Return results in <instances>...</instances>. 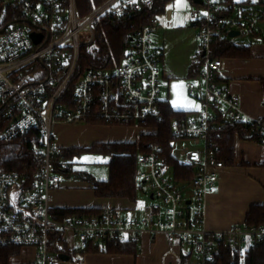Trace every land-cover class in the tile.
Masks as SVG:
<instances>
[{"label":"built area","instance_id":"obj_1","mask_svg":"<svg viewBox=\"0 0 264 264\" xmlns=\"http://www.w3.org/2000/svg\"><path fill=\"white\" fill-rule=\"evenodd\" d=\"M154 6L155 0H106L81 15L77 0H0V140L32 129L39 136L33 172L0 171V247H30L35 250L31 264H58L63 252L55 245L70 244V235L84 245L107 249L138 243L143 233L155 237L162 232L172 246L189 248L183 264H225L224 250L242 253L250 243H264V225L225 230L206 226V198L224 167L218 159L220 130L238 123L250 130L252 140L264 141V119L243 111L240 95L223 86L221 62L212 54L213 42L240 23L228 17L222 0H203L191 10L199 46L186 86L200 107L170 120L174 149L180 140L196 146H179L185 157L181 161L194 168L191 180L178 181L163 163L162 145L150 142L137 164L140 181L161 201L156 212L133 219L111 206L63 219L53 215L54 191L74 178L69 173L73 159L55 138L58 123L101 120L154 130L152 123L165 120L163 74L154 41L160 27L157 15L134 29L117 67L79 70L81 50L95 43L103 19ZM7 12L10 20H5ZM33 32L41 35L39 42ZM56 236L58 243L53 242Z\"/></svg>","mask_w":264,"mask_h":264},{"label":"crops","instance_id":"obj_2","mask_svg":"<svg viewBox=\"0 0 264 264\" xmlns=\"http://www.w3.org/2000/svg\"><path fill=\"white\" fill-rule=\"evenodd\" d=\"M222 1L228 17L237 19L238 22L246 18L244 8L257 2ZM196 4L194 0H180L179 3L178 0H167L156 13L160 19V27L154 34L155 51L163 74V92L165 89L167 91L162 97L163 101L179 111L195 112L200 107L199 100L186 86V82L193 76L191 72L195 67L194 58L199 46L197 30L191 20V10ZM236 9L240 13L237 16ZM261 19H264L262 14L259 15V23L264 22ZM220 39L238 48L236 55L218 57L223 86L227 91L240 95L241 108L247 115L264 119V28L256 27V22L252 20V24L248 28L244 27L240 36L232 38L225 35ZM90 122L81 125L58 123L55 138L59 146L79 151L84 147L90 148L95 143H134L147 133L139 126ZM139 182L140 188H144L140 179ZM83 186H87L93 195L81 197L78 192H81ZM151 198L154 199L152 196ZM53 203L56 209H101L112 206L133 219L149 216L157 211L158 206H145L142 211L140 204L129 197L97 196L89 181L75 180V176L71 181H64L54 191ZM261 203H264V141L236 136L234 161L230 165H224L219 182L206 198V226L210 230H225L233 225H244L250 207ZM128 213H138V216H130ZM82 244L70 235V244L67 246L71 252L67 254L71 259L61 260L58 264H183L187 252L183 246H172L162 232L155 237L143 233L136 253L109 252L97 244H91V249L86 250ZM96 247L99 250H93ZM18 248V253L10 257L9 264H31L35 250L30 247Z\"/></svg>","mask_w":264,"mask_h":264},{"label":"trees","instance_id":"obj_3","mask_svg":"<svg viewBox=\"0 0 264 264\" xmlns=\"http://www.w3.org/2000/svg\"><path fill=\"white\" fill-rule=\"evenodd\" d=\"M106 0H77L78 10L81 15H86ZM167 0H155L153 9H144L127 15L123 18L103 19L97 26V37L95 43L81 50L79 70L87 68L117 67L126 56V50L131 45V36L136 27H140L150 21L156 15L159 8H163ZM158 5V6H157ZM10 11V8L8 9ZM7 19L10 20L7 12ZM238 48L226 41L216 39L212 45V54L215 57L233 56L238 52ZM194 75V70L191 72ZM165 120L163 122L152 123L156 129L144 133L134 143L114 142L95 143L89 149L110 154V176L107 180H98L87 173H78L79 177L89 181L97 196L129 197L136 200L140 182L138 178L137 159L141 153L149 151V143L156 142L162 145V160L165 166L172 169L174 177L179 180H191L194 174L192 165L179 160L175 155L174 138L171 135L170 120L174 116L186 115L189 111L175 110L168 102L162 104ZM102 122L101 120H92ZM219 138H216L220 151L218 159L224 165H230L234 161V141L236 136L251 139L253 135L250 130L238 123H229L220 130ZM39 136L37 129H32L19 135L13 140H0V171L12 170L19 172H33L37 167L34 147L38 145ZM78 150L75 148L65 149L66 157L74 159ZM75 169L69 173L75 175ZM99 209L87 208H55L53 215L58 219H63L75 213H94ZM244 225L254 227L264 225V203L254 204L247 213ZM59 235V232L57 233ZM53 242H59L57 236ZM133 241L124 242L118 247L110 246L106 250L109 252H132L136 253L137 245ZM91 244H86L85 249L90 250ZM63 253H70L65 244L55 245ZM19 248L0 247V264H9L12 255L18 253ZM99 250V248H93ZM221 260L225 264H264V243H250L242 253L238 251L224 250L221 253Z\"/></svg>","mask_w":264,"mask_h":264},{"label":"rangeland","instance_id":"obj_4","mask_svg":"<svg viewBox=\"0 0 264 264\" xmlns=\"http://www.w3.org/2000/svg\"><path fill=\"white\" fill-rule=\"evenodd\" d=\"M257 1V2H256ZM255 4H250L247 5L244 9L247 12L245 15V19L243 20V22L247 25H245L246 28H248L250 26V24H252V20H254L256 22V27H261L264 28V22L259 23V15H264V3L260 2V0H256ZM238 14H240L238 12V10L236 9L235 11V16H237ZM242 19V18H241ZM264 20V19H261ZM254 25V24H253ZM254 27V26H252ZM87 46V48L91 47ZM86 47V46H84ZM166 89L165 91L162 93V95L164 96L166 94ZM83 123H91L90 121L88 122H84V121H77V122H73V123H67V124H71V125H81ZM120 125H125V126H135L137 127V125H130V124H120ZM56 127V126H55ZM144 130H142L143 132H149L151 130L146 129L144 127H142ZM55 136H56V131H55ZM188 144L190 145L192 148H195L196 146H194L193 144L190 143V141L188 140H180V141H176L175 142V155L182 161H185V157L180 153V144ZM79 154H77L76 158H74L75 160L73 161L72 165L75 169V180L78 181H83V179L81 177H79L78 173H87L89 175H91L92 177L98 179V180H107L109 179L110 176V165L109 162L111 160V156L110 154L107 153H102L99 152L97 150H90L87 147H84L82 149H80L78 151ZM144 188H139L138 190V194H137V198L136 201L137 203L140 204V209L142 211H144L145 206H151V205H161V201L159 199H152L151 195L149 193V190L147 188L146 185H144L142 183L141 185ZM85 187V188H84ZM84 188V189H83ZM83 188L81 189V192H78L79 194H81V197H86V196H92L93 194L91 193V190H89L87 188V186H83ZM87 188V189H86ZM144 189V190H143ZM190 190H192V188H190ZM130 214V216H138V213H128ZM78 244H80L79 242H77ZM95 244V243H93ZM83 245V244H82ZM185 251H189L188 247H184ZM16 264V263H15Z\"/></svg>","mask_w":264,"mask_h":264},{"label":"water","instance_id":"obj_5","mask_svg":"<svg viewBox=\"0 0 264 264\" xmlns=\"http://www.w3.org/2000/svg\"><path fill=\"white\" fill-rule=\"evenodd\" d=\"M194 2L202 3L203 0H194ZM245 25H247V23L245 24L243 21L240 23H237L236 27L230 30L229 36L232 38L240 36L243 33V29ZM32 37L36 42H39L41 39V35L35 32L32 33ZM188 203H190V201H188ZM59 257L61 260H66V261L71 259V256L67 253H60Z\"/></svg>","mask_w":264,"mask_h":264},{"label":"snow or ice","instance_id":"obj_6","mask_svg":"<svg viewBox=\"0 0 264 264\" xmlns=\"http://www.w3.org/2000/svg\"><path fill=\"white\" fill-rule=\"evenodd\" d=\"M180 2V0H178V3Z\"/></svg>","mask_w":264,"mask_h":264}]
</instances>
